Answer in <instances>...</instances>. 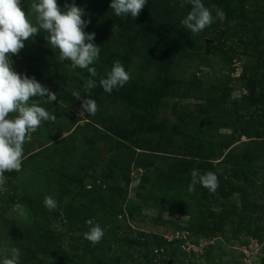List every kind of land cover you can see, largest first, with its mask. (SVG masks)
Returning <instances> with one entry per match:
<instances>
[{"label":"rangeland","instance_id":"374dc122","mask_svg":"<svg viewBox=\"0 0 264 264\" xmlns=\"http://www.w3.org/2000/svg\"><path fill=\"white\" fill-rule=\"evenodd\" d=\"M33 2L22 0L26 15ZM75 3L101 47L95 77L59 62L43 30L9 54L57 100L39 99L56 119L0 184V257L17 247L20 264H264V0H204L226 19L198 34L181 24L187 0H148L135 18L116 17L111 0ZM115 61L131 79L106 93ZM179 160L214 172L216 191H190ZM90 219L106 228L96 245L84 238Z\"/></svg>","mask_w":264,"mask_h":264},{"label":"clouds","instance_id":"9594fccd","mask_svg":"<svg viewBox=\"0 0 264 264\" xmlns=\"http://www.w3.org/2000/svg\"><path fill=\"white\" fill-rule=\"evenodd\" d=\"M191 4L182 26L193 34L210 27L217 19H226L225 11L218 6L208 7L204 0H187ZM148 4V0H111L110 9L116 17H137ZM22 0H0V184L4 183L5 172L21 171L24 158V145L30 141L43 122L55 121V114L41 106L39 99L46 102L57 100L55 93L40 83L34 76L18 73L13 69L9 54H18L25 47V41L35 38L41 30L47 33L52 50H58L59 62L70 61L72 69H88L92 77L96 69L92 65L99 60L101 47L95 43V33L85 29L90 20L84 19L85 9L77 6L75 0L58 5V0H34L26 15ZM35 13V21L32 13ZM131 79V72L124 64L115 61L106 77L99 84L106 93L122 88ZM96 81L88 79L84 88L89 92L96 87ZM38 98V99H33ZM242 98L240 91H233L230 100ZM31 101V102H30ZM83 107L90 115H95L98 105L88 98ZM201 186L215 192L219 187L218 176L211 171L201 173L199 169L191 171L189 190ZM44 205L49 210L58 207L51 196H45ZM89 230L84 238L96 245L105 236L106 228L93 220L86 222ZM21 251L17 247L9 249V255L0 257V264H20Z\"/></svg>","mask_w":264,"mask_h":264},{"label":"trees","instance_id":"16d2710c","mask_svg":"<svg viewBox=\"0 0 264 264\" xmlns=\"http://www.w3.org/2000/svg\"><path fill=\"white\" fill-rule=\"evenodd\" d=\"M129 32H131V30L129 31ZM129 34V33H128ZM125 35H127V34H125ZM147 41V40H146ZM136 42H137V40H136ZM137 47L139 48V46L137 45ZM142 54H144V55H146L147 54V52H146V50H145V48L142 46L141 47V50H140V55H142ZM52 65H54V61H51L50 62ZM157 66H159L160 68H162L163 67V65H162V63L161 62H159L158 64H157ZM190 162H192L191 160H179V161H175L174 163H173V170H174V172H175V175L179 178V179H183V178H185L186 176H187V174L188 173H191V164H190ZM176 168V169H175Z\"/></svg>","mask_w":264,"mask_h":264}]
</instances>
